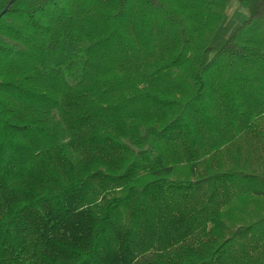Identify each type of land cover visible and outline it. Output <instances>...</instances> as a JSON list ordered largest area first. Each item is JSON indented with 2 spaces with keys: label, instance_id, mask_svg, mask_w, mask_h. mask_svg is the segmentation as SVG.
I'll return each mask as SVG.
<instances>
[{
  "label": "trees",
  "instance_id": "obj_1",
  "mask_svg": "<svg viewBox=\"0 0 264 264\" xmlns=\"http://www.w3.org/2000/svg\"><path fill=\"white\" fill-rule=\"evenodd\" d=\"M237 1L220 47L228 0L10 4L0 264H264V0Z\"/></svg>",
  "mask_w": 264,
  "mask_h": 264
},
{
  "label": "rangeland",
  "instance_id": "obj_2",
  "mask_svg": "<svg viewBox=\"0 0 264 264\" xmlns=\"http://www.w3.org/2000/svg\"><path fill=\"white\" fill-rule=\"evenodd\" d=\"M248 17V9L237 0H228L224 10V18L215 31L211 45L220 47L232 34L235 28ZM76 46L69 44L64 46L62 54L57 57V61H62Z\"/></svg>",
  "mask_w": 264,
  "mask_h": 264
},
{
  "label": "water",
  "instance_id": "obj_3",
  "mask_svg": "<svg viewBox=\"0 0 264 264\" xmlns=\"http://www.w3.org/2000/svg\"><path fill=\"white\" fill-rule=\"evenodd\" d=\"M14 0H9L6 5L4 6V8L0 11V16L6 11V9L10 6V4L13 2Z\"/></svg>",
  "mask_w": 264,
  "mask_h": 264
}]
</instances>
